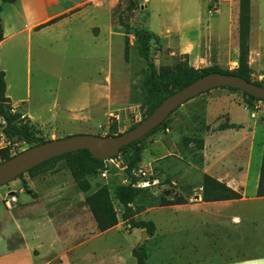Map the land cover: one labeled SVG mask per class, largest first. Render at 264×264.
Instances as JSON below:
<instances>
[{
	"label": "rangeland",
	"instance_id": "1",
	"mask_svg": "<svg viewBox=\"0 0 264 264\" xmlns=\"http://www.w3.org/2000/svg\"><path fill=\"white\" fill-rule=\"evenodd\" d=\"M85 1L80 0L81 3ZM243 1L247 4L244 14L241 12ZM87 3L93 6L100 19L107 22L111 15L113 27L112 31H108L111 36L105 35L106 39L111 37L110 50L107 40L102 39L104 34L96 40L93 32L86 30L84 24H71L49 33L46 45L43 44L41 49L37 50L33 45L30 57L24 45L16 60L6 65L10 99L21 111L27 110L33 115L32 122L18 112L21 114L19 119L28 121L39 139L50 140L73 134L121 133L142 119L144 109L141 103L147 94L143 79L148 66L137 53L136 29L152 34L149 41L150 60L156 69H173L176 64L186 60L195 68L234 70L243 53L251 79L264 85V0H89ZM93 31L98 34L97 27ZM7 60L3 59L4 66ZM105 64V82L113 87L110 109L97 110L96 115L87 121L76 116L74 119H79L78 122L61 118L41 123L56 109L55 103L64 104L84 92L79 88V82L92 79L96 70L102 78ZM125 87L129 88V95L124 93ZM218 89L224 97L222 106L228 108L234 121L242 123V129H238L235 137L232 133L218 136L216 141L219 148H212L210 142L205 147L204 134L212 133L219 123L227 122V115L221 114L213 120V112L208 117L213 121L206 124L205 101L200 96L205 91L178 106L158 124L152 134L140 138L144 149L137 166L148 171L150 185L138 187L140 193L132 204L134 219H148V214L142 213L145 204L179 202L183 196L189 195L192 187L202 185L204 157L225 175L246 172L248 178L245 182L239 181L243 187L251 186L253 176L258 179L264 139V102L254 100L251 106H247L241 92ZM225 96L233 97L236 102L229 101ZM32 144L18 137L0 135V158L4 153L15 154ZM25 176L32 180L30 184L26 182V189L21 184ZM222 183L225 184L226 180ZM256 183L257 190L258 181ZM89 184L87 191L80 190L65 160L60 159L36 176L30 177L24 173L22 177L0 185V221L5 223L1 228H6L8 221L16 217L21 208L33 220H43L46 213L56 228L66 229L64 243L71 250L74 264H89L87 258L80 257L88 251L96 255L99 260L96 264H136L132 254L135 249H142L146 253V264H183L185 260H202L184 258V254L181 258L175 257L173 252L177 250H171L168 241L164 239L159 242L151 237L154 229L151 235L147 233L142 239V232L129 227L115 197L116 188L126 184L125 175L118 168L111 166L106 177L98 173L89 177ZM164 190L169 191L167 195L163 194ZM8 191L15 192L17 198L11 206L4 203ZM92 192L103 193L111 201L116 214V223L103 231L97 229L93 214L85 202V196ZM234 193L238 196L233 198H238L240 202L258 196L256 191L252 194L232 193L215 188L207 189L204 197L231 198ZM243 211L246 210L241 209L240 212ZM32 229L34 226L28 230ZM254 231L259 234L255 240L252 236L248 237ZM46 234L48 236L49 231ZM210 235H215L216 241H207L205 246L201 243L200 248L205 249L208 245L207 250H230L233 245L231 237L241 239L239 243L234 242L233 248H248L249 242L254 246L253 243L258 240L263 241L264 224L263 221L245 219L234 227L229 225L214 230ZM191 236L188 232L185 235L181 233L183 242L173 240V243L183 246ZM116 255L117 258H114ZM212 255V259H217L216 252Z\"/></svg>",
	"mask_w": 264,
	"mask_h": 264
},
{
	"label": "crops",
	"instance_id": "2",
	"mask_svg": "<svg viewBox=\"0 0 264 264\" xmlns=\"http://www.w3.org/2000/svg\"><path fill=\"white\" fill-rule=\"evenodd\" d=\"M88 1L81 3L80 0H14L13 2L0 0V16L3 25V38L0 40V69L5 73L6 95L11 104V112H22L23 116L31 121L33 120L32 114L27 110L21 111L17 104L10 99V87L6 79V65L8 62L16 60L24 45L30 57L33 45L37 50L41 49L43 44L46 45L49 33L57 32L59 29L71 24H84L86 30L93 32L94 39L98 40V36L104 34L102 39H104L103 41L107 40L108 48L109 50L111 49V37H108L109 39L105 38L106 34L111 36L108 33V31H112L113 27L111 15L109 14L107 22L100 19L93 11V6L87 3ZM95 27L98 28L97 35L93 31ZM4 58L8 59L7 62L5 61V66L3 65ZM110 64L109 58L108 65L110 66ZM103 68L102 78L101 74L97 75L96 70L92 79L89 78L79 82L78 86L84 92L78 93L79 95L74 100L64 104L57 105L55 103L56 109L53 110L51 116H47L41 123L45 124L50 119L55 121L61 118L78 122L79 119H74L76 116L87 121L96 115L95 112L97 110L110 109L113 104V87L105 82L106 64L103 65ZM29 78L30 74L27 76V85ZM218 88L210 89L200 95L205 101L204 117L206 124L211 123L219 115L226 114L228 117L227 123H234L240 125V127L222 130L212 129V133L204 134L205 147L207 142H210L212 148H219L216 141L218 136L232 133L235 137L238 129H242V123L234 121L228 108L222 106L221 101H223L224 97L222 96V91H219ZM124 93L129 95L128 87H125ZM225 97L229 101L233 100L236 102L231 96ZM244 104L242 103V105ZM213 112V120H209L208 117ZM2 136L4 137V134ZM216 168V166L208 163L206 157H204L201 177L207 174L219 182L226 180V186L238 193L252 194L256 191V182L258 181L256 177L254 178L253 176V183L250 187H243L244 185L239 181L245 182L246 178H248L246 172L237 171L235 174L225 175L222 170ZM24 180H26L27 184L32 181L26 176ZM8 192L15 195L13 191ZM27 192L32 195L31 191L28 190ZM255 198L258 200H253ZM253 199H247L242 202L238 201V198L227 197L206 199L203 197V187L200 184L192 187L189 195L183 196L181 201L151 206L145 204L142 213L148 214V219L146 220L152 221L154 225V232L151 237L159 242L164 239L168 241V247H171V250H177L173 252L175 257L181 258L184 254V258H202V260L196 262L185 260L183 264H264V235L262 237L263 241L258 240L253 243L254 246H251L250 242L247 243L248 248L239 249L238 247H232L235 241L239 243L240 237L230 238L233 242L230 250H207L208 245L205 249L200 248L201 243L205 246L207 241H216L215 235H210L214 230H221L229 225L234 227L245 219L254 220L255 222L263 221L264 224V196H256ZM241 209L246 211L240 212ZM23 210V208L19 209L17 216L11 217V220H9L12 228L9 226V221L6 224V228H1L5 223L0 221V264H74L71 250L66 248L64 243L67 236L66 229L64 227L56 228L53 220L46 213L44 214V219L38 221L29 218L24 214ZM67 225L72 224H66L65 226ZM32 226H34V229L28 230ZM141 229L134 228V230L142 232ZM47 231H49L48 236L46 234ZM187 232L192 234L187 239L188 242L183 246L182 244L178 245L183 242L181 233L185 235ZM250 236L255 240L258 239L259 234L254 231L248 237ZM173 240L180 242L173 243ZM184 240L187 241L186 239ZM213 252L217 253V259H212ZM178 253L180 254L178 255ZM117 256H114V258H117ZM80 257L81 259L87 258L89 264L99 262L93 251H88Z\"/></svg>",
	"mask_w": 264,
	"mask_h": 264
},
{
	"label": "trees",
	"instance_id": "3",
	"mask_svg": "<svg viewBox=\"0 0 264 264\" xmlns=\"http://www.w3.org/2000/svg\"><path fill=\"white\" fill-rule=\"evenodd\" d=\"M4 2H13L14 0H2ZM1 11V7H0ZM247 11V4L243 1L241 12L244 14ZM127 28L126 25H124ZM151 33L147 31L136 29L134 31V38L137 42V53L148 66V72L144 76L143 84L146 89V97L143 103H141V108H143L142 119L147 116L154 107L167 95L171 94L175 90L185 86L197 77L212 71H220L224 73H231L239 75L248 81H253L250 77V68L246 61L245 55L242 53L238 59V66L234 70H223L217 67H207V68H195L188 63V61H183L173 69L170 68H160L156 69L153 62L150 60V37ZM3 38V25L0 16V40ZM125 54H127V44L125 43ZM256 84H260L257 81H253ZM263 85V84H262ZM221 88H228L234 91H239L243 95V102L247 106H251L254 100L264 99L255 97L246 91L238 89L231 86H220ZM210 90V89H209ZM208 91V90H207ZM189 100V99H188ZM180 106V105H179ZM11 104L9 98L6 95V81L5 73L0 69V118H3L5 123L2 127V132L7 138L18 137L25 143H33L36 145L42 143L46 140L39 139L35 136L30 123L28 121H22L19 119L21 116L18 112H11ZM177 109V108H175ZM174 109V110H175ZM173 110V111H174ZM172 111V112H173ZM137 122L131 124L129 128L133 127ZM158 126V125H157ZM156 127L149 131L146 135L152 134ZM240 125L234 123H219L216 127L218 130L225 128H239ZM127 128V129H129ZM126 129V130H127ZM119 133H107L106 135H116ZM31 145V146H32ZM144 149V145L140 143V139L134 140L131 143L126 144L121 147L119 155H121L123 161L127 165V169L135 167L141 161V152ZM125 153V155L123 154ZM14 154L4 153L1 155L0 162L11 157ZM64 159L65 164L70 170L72 178L78 188L82 191H87L89 189V177L98 173V169L102 164L103 159H98L93 157L89 150L78 149L74 151H69L61 155L55 156L53 158L47 159L34 167L28 169L26 174L30 177L36 176L45 170L51 168L54 161ZM24 173L18 175L22 177ZM133 181L135 178L132 179ZM22 184L26 189V181L22 180ZM203 197L207 189L213 190L215 188H220L229 192L233 191L227 187L222 182L217 181L215 178L204 174L203 175ZM140 193V189L132 184H121L115 190V197L118 204L122 207V217L129 225L130 228H142L151 235L154 229L152 221L146 219H134L132 216L134 214V208L132 207L133 202L136 200ZM256 194L258 196L264 195V139L262 146L260 169L258 174V185ZM238 194L234 193L231 198L237 197ZM205 198V197H204ZM211 199V198H208ZM85 202L91 210L96 227L99 231H103L112 227L116 221V214L113 209L111 201L101 192H92L85 196ZM170 203V201L165 204ZM133 256L136 259V264H146V253L142 250H133Z\"/></svg>",
	"mask_w": 264,
	"mask_h": 264
},
{
	"label": "water",
	"instance_id": "4",
	"mask_svg": "<svg viewBox=\"0 0 264 264\" xmlns=\"http://www.w3.org/2000/svg\"><path fill=\"white\" fill-rule=\"evenodd\" d=\"M220 86H231L264 99V85L231 73L212 71L164 97L154 109L133 127L116 135L73 134L29 146L0 162V185L18 177L37 164L78 149H87L93 157L104 159L119 153L121 147L140 139L163 121L175 108L193 96ZM168 190L163 194L167 195ZM147 232L142 230L141 238ZM141 239V240H142ZM141 244V241H140Z\"/></svg>",
	"mask_w": 264,
	"mask_h": 264
},
{
	"label": "built area",
	"instance_id": "5",
	"mask_svg": "<svg viewBox=\"0 0 264 264\" xmlns=\"http://www.w3.org/2000/svg\"><path fill=\"white\" fill-rule=\"evenodd\" d=\"M116 117L118 116L116 115ZM4 123H5L4 119L0 118V127H1L0 135H3L2 127ZM111 166L118 168L119 171H121L125 175L126 184L130 183L135 187H145L150 185V177L148 171L143 169L141 166H135L130 169H127V165L125 164L121 155L119 154L104 158L101 166L98 169V174L103 177H106L108 173H110ZM133 178H135L134 181L132 180ZM7 194H8V198L4 199V203L7 206H10L12 202L16 201V196L14 195V193L11 192H7Z\"/></svg>",
	"mask_w": 264,
	"mask_h": 264
}]
</instances>
